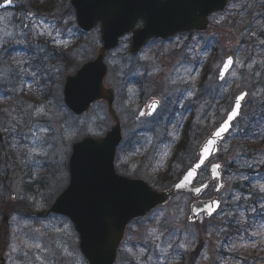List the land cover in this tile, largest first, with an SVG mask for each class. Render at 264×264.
<instances>
[{"label":"rangeland","instance_id":"1","mask_svg":"<svg viewBox=\"0 0 264 264\" xmlns=\"http://www.w3.org/2000/svg\"><path fill=\"white\" fill-rule=\"evenodd\" d=\"M14 1L29 11L20 15L8 10L11 15L0 22V129L7 139L0 144V206L2 212L10 208L8 241L0 238L5 264H87L70 220L43 211L68 183L71 145L85 135H103L113 124L104 102H96L87 113L76 116L62 101L65 77L96 56L101 43L99 27L78 33L69 0ZM250 2L261 5V10L251 13ZM28 13L35 14L34 21ZM42 20L51 25V36L39 34ZM214 21V28L205 35L182 34L165 43L153 41L132 59L125 54L129 43L125 37L105 58L104 85L114 88L113 109L123 135L119 165L128 167L125 174L141 177L158 189L156 172L166 170L186 126L192 125L195 136L201 131L195 151L228 110L232 97L243 89L248 92L242 117L215 158L226 169L219 211L192 223L188 220L192 197L178 194L129 224L116 264H264V235H253L264 231V224L261 216L251 214L256 213L255 205L264 210V192L259 189L264 185V144L250 153L253 158L237 144L240 130L253 117H263L259 113L264 102V0H229ZM24 24L29 26L22 28ZM213 37L218 40L211 41L218 49L215 57L202 50L205 40ZM227 53L239 63L218 82L215 75ZM132 64H142L143 76L133 71L128 77L132 81L122 83L121 70ZM201 66L208 69L204 80ZM135 77L145 80L141 96H137V86L128 87ZM12 88L19 97L7 104L8 96L3 93ZM189 92L193 94L189 96ZM152 99L160 103L155 114L140 116ZM39 107L47 115L37 116ZM260 130L264 131V122ZM33 132L42 137L37 145L41 154L29 157ZM245 180L252 187H242ZM249 192L258 195L252 198ZM211 193L212 186L203 197ZM232 226V232L242 230L239 239L229 232ZM13 245L16 251H12ZM190 251L195 252L190 255ZM181 253L186 259L182 260Z\"/></svg>","mask_w":264,"mask_h":264},{"label":"water","instance_id":"2","mask_svg":"<svg viewBox=\"0 0 264 264\" xmlns=\"http://www.w3.org/2000/svg\"><path fill=\"white\" fill-rule=\"evenodd\" d=\"M225 4L226 0H70L76 23L81 30L89 31L99 23L101 47L95 59L84 63L75 74L66 78L63 88L65 105L75 114H82L97 100H105L110 108L113 90L103 84L107 72L104 56L117 46L120 37L130 34L129 53L135 55L150 38L166 39L178 32L205 31L208 27L207 16L222 10ZM14 7L13 3L11 8ZM139 21H142V26L136 27ZM229 56L225 57L224 62ZM224 62L217 72L216 78L219 81L222 80L219 73ZM86 67L89 71L77 80L78 74ZM242 92L247 93L242 90L236 94L232 99L231 108L236 97ZM244 102L245 99L241 102L240 115ZM114 118L116 122L103 136H86L72 145L68 160V185L46 211L70 219L78 235V248L88 264H114L117 249L129 222L166 204L180 191L188 192L197 198L189 205L190 220H196L200 214L210 217L221 205L218 193L224 181L219 162L209 164L206 181L199 184H194V181L199 171L217 155L222 141L232 127L218 141L213 154L208 157L202 168L197 170L192 183L183 189L176 187V184L196 162L201 145L210 133L219 127L226 114L201 142L191 165L170 186L161 190L152 188L141 178H130L116 172L115 149L121 141V133L119 122L115 116ZM215 164L220 165L216 170L219 175L212 172V166ZM210 182H215L212 196L206 199L198 198L206 189L203 186H208ZM195 188H200L201 191L197 193ZM145 191L152 195H144ZM213 202H219L218 206ZM209 205L215 208L211 214ZM6 213L7 211L3 215L4 224L7 223ZM2 262L3 258H0V264Z\"/></svg>","mask_w":264,"mask_h":264},{"label":"snow or ice","instance_id":"3","mask_svg":"<svg viewBox=\"0 0 264 264\" xmlns=\"http://www.w3.org/2000/svg\"><path fill=\"white\" fill-rule=\"evenodd\" d=\"M12 4H13V0H3V2H0V9L4 10L3 15H0V22H3L4 20H6L11 15V13L8 11V9L11 8ZM34 16H35L34 13H28L27 14V17L29 19H32L33 21H34ZM28 26L29 25L24 24V25H22V28H27ZM38 27H40L42 29V31H40V33H39L40 35H45V33H47V35H49V36L52 35L51 31H48V28L51 27V25H47L45 23V21H43V20L40 21ZM262 35H264V33H262ZM261 42L264 43V41H261ZM56 43L60 44L61 42L56 41ZM237 63H239L237 60H235L233 57L229 56L223 64V67L219 73V78L224 79L225 74L230 70V68L234 64H237ZM88 71H89L88 67L84 68L81 71V73L78 74L76 79L79 80L81 77H84ZM33 75H36V73L33 72ZM232 75H236V73L232 72ZM129 91H131V89ZM192 94L193 93H191V92L188 93L189 96H191ZM247 95H248L247 93L242 92L239 96L236 97L235 102H234L231 110L226 113V118L222 120V123L219 125V127H217L213 132H211L210 135L205 140V142L201 145L196 162L185 172L183 177L181 179H179L178 183L176 184V187L183 189L192 183L193 178L197 175V170L201 169L202 166L205 164V161L208 159V157L213 154V150H214V148H216L218 141L220 139H222L223 135L230 130V128L233 125V122L240 115L241 102L245 99V97ZM159 106H160L159 101H153L150 105L147 106L148 107L147 112L141 110L139 115L140 116H145V115L151 116V115H153V113H155L157 111ZM35 114L37 116L47 115V113L45 112L43 107L37 108L35 110ZM40 131L43 133H46V132H48V129L41 128ZM32 135H33V146L28 150L29 157H31L33 154H37V155L41 154L37 145L41 142L42 137L36 135L35 132H33ZM67 138H71V137L69 136ZM219 168H220L219 164H215L212 166V172L214 175H219L218 172L216 171ZM203 187H207V186L204 185ZM259 189L261 192H264V185H260ZM194 190L197 193H199L201 191L200 188H195ZM143 194L144 195H152L150 192H147V191H145ZM218 203L219 202H213V204H215L216 206H218ZM212 211H215V208L212 205H209V214H211ZM257 234L264 235V231H261L260 233H253V235H257ZM157 238H159V237H157ZM34 247L39 249L40 245L36 244V245H34ZM169 247H171V245H169ZM180 247L183 248V247H185V245L181 244ZM12 251H16V247L14 245L12 246ZM162 251H165V250H162ZM37 259H40V258L37 257Z\"/></svg>","mask_w":264,"mask_h":264},{"label":"trees","instance_id":"4","mask_svg":"<svg viewBox=\"0 0 264 264\" xmlns=\"http://www.w3.org/2000/svg\"><path fill=\"white\" fill-rule=\"evenodd\" d=\"M19 9V8H17ZM61 56L64 58V54H61ZM17 96L13 94V98L15 99ZM261 110L260 114L263 115L260 117H257V124H254L255 118H252L247 125H245L242 130H240L239 137L237 140V144L241 147V150L245 152V155H249L251 158L254 157V154L251 155L252 151L260 150L262 148V145L264 144V131L260 130V126L264 122V102L261 105ZM186 130L184 132V136L179 140V142L176 144L174 151L171 156V160L169 162V165L167 166L166 170L163 172H156V185L159 187H165L171 182L174 181V179L180 174V172L191 162L192 158L191 155L194 152V143L197 139H200L201 131L198 132V135L195 136V132H193L192 125L188 124L186 126ZM263 129V128H262ZM192 132V133H191ZM262 134V135H261ZM5 138V142H6ZM2 143V145L6 143ZM232 163H230L231 165ZM261 165V168H263ZM247 168V167H246ZM224 174H226V169L224 170ZM243 185L242 187H252V184L248 181L245 180L242 182ZM241 187V188H242ZM250 193V192H249ZM258 193L251 192L250 197H255L257 196ZM263 199H264V193H262ZM0 199L2 197L0 196ZM255 200V199H254ZM254 212H252V215H258L261 216L262 218V223L264 224V210H260L259 207L256 205L254 206ZM2 213V207L0 206V215ZM237 213V212H236ZM238 214V213H237ZM251 215V216H252ZM259 227V226H258ZM234 226L231 227L230 233H236L237 235H241L240 229H234L235 232H232V229ZM247 235V232H246ZM235 236V237H236ZM243 237V236H242ZM228 237H225L227 239ZM240 237L237 236L235 239H239ZM195 251H190V255H193ZM180 256L182 257V260L186 259L185 253H181Z\"/></svg>","mask_w":264,"mask_h":264},{"label":"flooded vegetation","instance_id":"5","mask_svg":"<svg viewBox=\"0 0 264 264\" xmlns=\"http://www.w3.org/2000/svg\"><path fill=\"white\" fill-rule=\"evenodd\" d=\"M231 1H238V0H231ZM228 2H229V0H227V4H226V7H227V5H228ZM15 3H16V8L15 9H8V10H11V11H13V12H15V13H18V14H20V15H24V13H26L27 11H29V10H27V7L25 6V5H23V4H18L16 1H15ZM226 7L223 9V10H221V11H215V12H212V13H210L208 16H207V21H208V27H207V29L205 30V31H202V32H198V31H195V30H190V31H188V32H185V33H178V34H176V35H182V34H195V35H205V34H207L208 32H210L211 30H212V28H214V17L215 16H217V15H219V14H222L225 10H226ZM17 8H19V9H17ZM248 8H249V11L251 12V13H253L254 11H259V10H261V5H259L258 3H255V2H250L249 3V5H248ZM2 11H4V10H2ZM2 11H0V12H2ZM230 20L232 21V22H234V23H236V20L234 19V20H232L231 18H230ZM216 23V22H215ZM138 25H140V23H138ZM176 35H174L173 37H175ZM173 37H170V38H167V39H159V38H155V39H152V40H149L146 44H145V46L147 45V44H149L150 42H153V41H159V42H163V43H165V42H167V41H170ZM209 39V38H208ZM208 39H206L205 40V44L203 45V48H202V50H203V53H210V54H212V56L213 57H215L216 56V54H217V52H218V49L216 48V47H213L212 46V42L211 41H215L216 43H218V40H217V38L216 37H213V39H211L210 41H208ZM144 46V47H145ZM143 47V48H144ZM143 48H141V49H143ZM141 49L139 50V52L141 51ZM127 52H128V47H127ZM138 52V53H139ZM227 54H230V53H227ZM138 55V54H137ZM137 55H135V56H137ZM232 55V54H231ZM135 56H130L129 55V57H130V59H132V57H135ZM127 70H121V78L123 79V81H122V83L123 82H127V81H132V80H130L128 77H130L131 76V74L133 73V71L134 72H137V71H140V75H142L143 76V73H142V71H143V69H142V64H138V65H136V64H132V66L131 67H127L126 68ZM206 72H208V69H207V67H206V69L204 70V68L201 66V77H202V80H204L205 78H206ZM135 81L134 82H132V83H129L128 84V87L129 86H137L138 87V93H137V96H141V94L143 93V89H144V82H145V80H144V77L143 78H140V77H135V79H134ZM136 84V85H135Z\"/></svg>","mask_w":264,"mask_h":264}]
</instances>
